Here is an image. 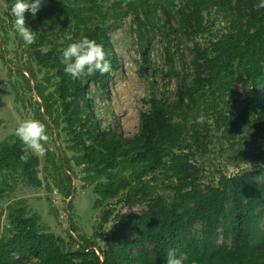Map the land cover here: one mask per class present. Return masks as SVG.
Segmentation results:
<instances>
[{"label": "trees", "instance_id": "1", "mask_svg": "<svg viewBox=\"0 0 264 264\" xmlns=\"http://www.w3.org/2000/svg\"><path fill=\"white\" fill-rule=\"evenodd\" d=\"M7 2L12 7L15 0ZM107 2L110 0H44L35 17L27 13V26L36 32V38L27 50L28 64L18 73L40 99L37 119L48 131L64 130L72 143L69 150L75 156L59 167L54 162L60 179L57 185L65 199L73 195L72 163L96 176L100 183L95 192L101 200L113 201L131 186L113 174L117 168L137 177V198L148 195L145 177L154 178L168 160V173L177 181L173 201L157 196L146 213L116 217L105 238L106 249L97 248L87 237H80L77 247L68 249L60 237L41 232L40 218L30 213L25 201H16L8 206L9 225L0 234V264H165L170 248L187 256L185 264H264V166L224 175L217 185H203L201 169L193 162L195 154L206 148L199 125L193 123L202 111H208L203 105L212 96L231 95L241 86L248 103L243 113L234 108V116L245 122L254 105L264 127V8L257 6L260 0H181L179 6L175 0H113L111 8H106ZM159 10L169 24L177 23L176 33L194 42L192 79L187 83L177 73L180 84L173 103L165 97L149 100V110L141 115L140 134L126 138L116 129L103 130L93 118L88 93L90 82L105 89L121 68L107 21L134 16L143 71L148 73L147 43L151 26L161 21ZM214 10L224 14L227 33L211 46L195 42L207 33L206 16L211 19ZM0 30H5L1 19ZM83 37L103 45L111 62L110 73L80 78L65 73L63 50ZM35 66L44 72L41 81ZM23 147L19 139L0 144V203L11 190L14 175L23 176L33 188L42 187L41 159L30 152L28 162H22ZM104 178L108 183L101 182ZM113 216L110 208L104 212L102 228ZM197 225L200 231H195Z\"/></svg>", "mask_w": 264, "mask_h": 264}, {"label": "rangeland", "instance_id": "2", "mask_svg": "<svg viewBox=\"0 0 264 264\" xmlns=\"http://www.w3.org/2000/svg\"><path fill=\"white\" fill-rule=\"evenodd\" d=\"M112 2L113 0L107 2L106 8H111ZM180 2L181 0H175V5L179 6ZM10 7L7 0H0V19L5 25L4 32L0 30V144L19 139L15 133L16 128L26 119H37V103L40 102L36 92L27 87L18 73L21 66L28 64L27 50L30 45L25 44L15 31ZM157 17L161 21H155V25H152L156 27L155 31L151 26L150 41L147 43L150 50V64L146 67L148 73L143 71L134 16L129 14L117 20L109 18L107 21L110 26L108 34L120 59L121 68L113 73L105 89L90 82L88 93L93 118L103 130L116 129L126 138L140 134L141 115L149 110V100L152 97H165L169 103H173L177 99L180 84L177 73L187 83L192 79L190 51L194 42L176 33L177 23L169 24L162 11H158ZM206 17L208 31L199 35L195 42L211 46L224 37L229 25L224 20V14H217L216 10L211 19ZM66 31H69L68 28ZM35 71L41 81L44 72L36 66ZM32 85L34 87L33 81ZM247 103L246 92L241 86H237L231 95L209 98V102L203 105L208 113L202 111L200 114L205 118L204 123H193L199 125L206 144V148L197 152L193 160L201 169L200 180L203 185H217L224 175L234 176L264 166V127L258 122L254 105L250 106L245 122L238 120L233 114L234 108L243 113ZM191 125L187 124V128H191ZM47 133V152L44 156H39L41 165L38 171L42 187H31L21 175L12 177L11 190L0 203V234L9 225L8 206L23 200L30 213L40 218L41 232L60 237L68 249L71 246L77 247L80 237L90 238L97 248L106 249L105 238L115 226L116 217L146 213L150 201L157 196L173 201L177 181L168 173V160L154 178L145 177L144 183L150 187L148 195L141 194L137 198L134 196L137 177L131 176L130 170L122 172L117 168L113 174L118 176V180L126 179L131 186L113 201L101 200L95 192V187L100 183L95 181L96 176L72 163L73 174L70 175L73 178V195L70 199H65L57 185L60 179L57 178L54 162L59 167L63 160L72 159L75 153L69 150L72 143H69L64 130H47ZM101 182L108 183V179L104 178ZM109 208L114 211V216L111 223L102 228L103 214ZM262 226L264 227V220ZM200 229V225H197L195 231ZM129 238L132 236L129 235Z\"/></svg>", "mask_w": 264, "mask_h": 264}, {"label": "clouds", "instance_id": "3", "mask_svg": "<svg viewBox=\"0 0 264 264\" xmlns=\"http://www.w3.org/2000/svg\"><path fill=\"white\" fill-rule=\"evenodd\" d=\"M43 4L44 0H15L11 7V15L14 17L13 27L27 45L35 43L36 32L27 26L26 14L30 13L35 17ZM257 6L264 8V0H260ZM61 63L64 65L65 73L72 78L95 73L106 75L111 71V62L107 59L103 45L88 37L70 43L63 50ZM204 119L201 115L196 122L202 124ZM15 133L24 145L23 154L20 156L22 162H28L30 152L36 156L46 154L45 145L49 141V135L44 122L35 118L26 119L18 125ZM186 260V255L179 254L175 248H170L166 254L165 264H185Z\"/></svg>", "mask_w": 264, "mask_h": 264}]
</instances>
